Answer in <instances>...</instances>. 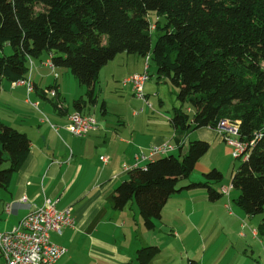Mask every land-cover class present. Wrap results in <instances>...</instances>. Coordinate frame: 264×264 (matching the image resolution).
I'll return each mask as SVG.
<instances>
[{
    "label": "trees",
    "instance_id": "obj_1",
    "mask_svg": "<svg viewBox=\"0 0 264 264\" xmlns=\"http://www.w3.org/2000/svg\"><path fill=\"white\" fill-rule=\"evenodd\" d=\"M151 13L165 23L152 24ZM7 44L14 53L0 55V83L24 81L34 60L48 54L56 68L68 69L86 88L87 100L74 103L80 114L83 105L97 101L100 73L117 55L149 57L158 77L178 90L180 106L171 120L177 142L201 128L215 130L221 120L239 122L247 148L232 176L234 202L250 218L264 213V0H0V51ZM54 100L58 107L59 91ZM208 150L207 142L194 140L179 156L134 168L115 191V209L134 201L153 230L181 191L179 182ZM30 151L27 134L0 121V189L8 188ZM204 178L187 188L205 187L209 200H219L222 194L212 184L221 183L223 174L213 169ZM257 231L264 240V218ZM159 252L145 248L138 258L146 264Z\"/></svg>",
    "mask_w": 264,
    "mask_h": 264
},
{
    "label": "crops",
    "instance_id": "obj_2",
    "mask_svg": "<svg viewBox=\"0 0 264 264\" xmlns=\"http://www.w3.org/2000/svg\"><path fill=\"white\" fill-rule=\"evenodd\" d=\"M48 59L43 54L34 60L35 89L29 95L43 112L28 109L25 86L0 83V121L31 140L24 164L12 175L8 188L0 189V233L13 231L47 199H53L59 201L58 209L70 208L76 218L74 229L51 234L52 243L68 250L56 264H143L138 252L149 247H158L160 252L146 264H264V244L252 235L260 224L251 222L253 218L235 204L236 197L224 193L227 188L212 184L222 194L214 202L209 200L207 188H187L205 182L204 175L213 169L223 172L231 151L221 135L205 127L177 142L173 116L162 111V99L157 97L160 108L151 103L159 85H152L150 78L144 87L145 100L135 97L131 85H123V79L133 74L147 71L150 77L153 73L158 76L149 57L121 53L102 69L104 80L95 87L97 101L81 109L97 123L84 138L74 137L67 129L69 116L79 110H70L66 103L74 98V85L84 99L86 88L66 68H56V78L46 65ZM116 80L120 86L113 85ZM56 87L58 107V100L45 93ZM110 95H114L115 105L109 102ZM100 99L103 117L92 112ZM50 111L58 126L47 123ZM194 140L209 144L194 170L202 177L193 178V172L179 182L181 191L169 199L153 230L145 227L134 201L123 210L115 209L116 189L128 180L137 163L138 168H145L151 162H137V158L147 157L153 146L163 144L175 147L170 154L185 153Z\"/></svg>",
    "mask_w": 264,
    "mask_h": 264
},
{
    "label": "built area",
    "instance_id": "obj_3",
    "mask_svg": "<svg viewBox=\"0 0 264 264\" xmlns=\"http://www.w3.org/2000/svg\"><path fill=\"white\" fill-rule=\"evenodd\" d=\"M46 65L50 67L57 78L54 63L48 60ZM31 74L32 70H30V75L24 81L12 83L13 87L25 86L28 98L35 89ZM149 80L150 76L146 71L126 78L122 83L125 86L131 85L135 97L145 100L144 87ZM45 93L51 99L58 98V88L47 90ZM27 101L31 103L30 99ZM31 104L38 109L37 103ZM238 125L239 122L233 123L229 120H221L215 129L221 135L222 140L234 149L233 156L236 160L243 156L247 148L239 138ZM95 126L96 120L93 117L83 116L79 112H75L69 116L67 129L74 137L82 138ZM174 149L175 147L171 144L153 146L149 155L137 158V162L141 160L152 161L158 157L169 155ZM102 160L107 162L105 157ZM137 165L135 168L138 167ZM126 170L129 169L126 168ZM224 193L229 194V191L226 189ZM58 202V200L47 199L43 206L23 219L13 231L0 233V264H56L67 254V248L52 243L51 234L61 235L66 229H74L76 218L70 208L58 209ZM227 208L231 211L229 205ZM245 227L246 224L243 223L242 228ZM252 234L255 238H259L257 230H253ZM241 235L246 236L245 233Z\"/></svg>",
    "mask_w": 264,
    "mask_h": 264
},
{
    "label": "rangeland",
    "instance_id": "obj_4",
    "mask_svg": "<svg viewBox=\"0 0 264 264\" xmlns=\"http://www.w3.org/2000/svg\"><path fill=\"white\" fill-rule=\"evenodd\" d=\"M150 20H151V23L152 24H155V22H157V21H161V23H163V24L165 23V18H161V17L158 18L156 13H151L150 14ZM152 38H153V45H154L156 43V38H157V33L156 32H153L152 33ZM13 53H14L13 48L10 45H8V44L5 45L3 47V50L0 51V55L1 56H10ZM151 65H152V67H155V65H154L153 62H151ZM71 75H73V74H71ZM104 75L103 76H100V80H99V83H98L100 86L102 85V80H104L103 79ZM133 75H135V74H133ZM130 76H132V75H130ZM130 76H128V77H130ZM128 77H126V78H128ZM117 78H120L119 79L120 80L119 82L121 83V81L123 79L122 76L119 74ZM126 78H124L123 80H125ZM150 78H151V82L150 83L152 85H154L156 88H157V85H159V88L157 89V93H155L153 96L150 97L151 99H153L151 103L153 105H156L157 107H159V105H158L159 101H158L157 97H160L162 99V101H163V108L161 107L163 109L162 111L166 115H168L169 117H172L173 116V109L175 107H179V102L177 100L178 90L171 84V82H170V80L168 78L167 79L163 78L162 80H159L158 79V76L155 73H153ZM73 79H76V78L73 76ZM77 82H78V80H77ZM113 85L120 86L117 83V80L113 83ZM105 88L106 87L103 86V89L104 90H105ZM112 94H114V92H112ZM80 96H81L80 93H78V91H77V89H76V87L74 85V98L72 100H68L67 103H66V106L70 110H73L74 109V103H75V101L78 100V99H80V98H82ZM112 98H114V95L108 96V100L111 103V105H115L116 104V101H114V99H112ZM28 99L29 98L27 97V100ZM84 100H87V97H85ZM101 102H102V99H100L99 107L96 110H92V112L95 115H97L98 117H103V114H102V111H101V108H100L101 107ZM31 103H34V102L31 101ZM31 103H29L30 104V107H28L29 110H31L33 112H35V110L38 111V112L42 111L40 108H39V110L36 109ZM51 111H50V116H51ZM86 111H88V109H86ZM47 116H48V118H50L49 119L50 121L49 122L47 121V123L49 125L53 123V124H56L58 126V124L56 123V121H54V118H52V116L51 117H49V115H47ZM227 146L230 148L231 155L229 156V160L225 163V167H223V169H222L223 170V172H222V174H223V181L219 185H216L215 184L214 187L217 188V189H220L221 187L227 188V191H229V194H231L232 197L234 198V197L237 196V191H234L233 189H231L232 188V186H231L232 176L238 170V168L240 167V165H241L242 162L240 160H236L234 158V156H233L234 149L232 147H230L229 145H227ZM175 155L179 156V153H176ZM8 165H9L8 162L5 163L3 168H7ZM197 175L200 176V177H202V174L201 173L200 174H196V172H194V174H192V177L193 178H196ZM186 180H182V181H186ZM263 218H264V213L253 217V219H252L251 222H253L255 225H257V224H260L262 222ZM258 242H261V243L264 244V240H258Z\"/></svg>",
    "mask_w": 264,
    "mask_h": 264
}]
</instances>
